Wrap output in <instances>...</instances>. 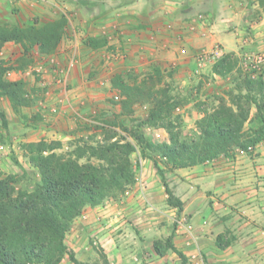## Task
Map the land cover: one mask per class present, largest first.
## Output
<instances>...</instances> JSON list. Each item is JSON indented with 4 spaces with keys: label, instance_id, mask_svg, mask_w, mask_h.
Here are the masks:
<instances>
[{
    "label": "crops",
    "instance_id": "1",
    "mask_svg": "<svg viewBox=\"0 0 264 264\" xmlns=\"http://www.w3.org/2000/svg\"><path fill=\"white\" fill-rule=\"evenodd\" d=\"M74 5L78 15L88 10L91 16L80 20L83 40L77 51L78 64L70 75L75 90L72 98H90L96 89L103 94L101 89L106 87L117 97L112 78L118 71L152 66H176L175 80L181 86L204 84L212 60L201 62L197 55L217 46L225 54L264 53V9L259 0L253 4L250 0H0V23L12 20L21 24L22 17L28 22L59 18L66 7ZM88 37H105L108 43L93 49L86 42ZM65 50L62 41L55 53L43 58L69 64L74 56ZM41 67L51 80V73H46L51 65L45 62ZM91 69L101 73L91 78ZM108 69L110 75H104ZM199 72L204 74L199 76ZM51 96L46 108L56 111V98ZM4 104L0 111L12 126L17 110L6 101ZM54 119L55 123L66 122L62 114ZM190 126L196 129V119ZM144 164L145 188L134 186L126 202L87 206L73 221L66 243L79 260L90 264H181L175 251L159 255L153 247L158 236L154 238L152 232L158 216L165 213L161 206L168 194L154 161L145 159ZM166 178L183 202L182 209H172L179 217L172 230L173 242L190 264H264V142L252 155H222L169 170ZM133 226L143 230L146 251L139 250L141 240ZM90 237L101 245L104 259L90 246ZM60 264L74 263L66 255Z\"/></svg>",
    "mask_w": 264,
    "mask_h": 264
},
{
    "label": "trees",
    "instance_id": "2",
    "mask_svg": "<svg viewBox=\"0 0 264 264\" xmlns=\"http://www.w3.org/2000/svg\"><path fill=\"white\" fill-rule=\"evenodd\" d=\"M259 4L264 9V0H259ZM67 24L66 16L42 24H0V52L9 42L23 47L20 64L7 66L0 60V96L8 98L15 110L32 106L35 96L30 95L25 81L8 79L7 72L25 69L34 61V49L42 55L55 53L64 39ZM86 42L97 49L106 46L108 40L88 37ZM234 59L233 53L225 54L215 63L214 72L230 74L237 63ZM164 78V70L158 66L140 82L130 83L122 74L114 75L112 86L119 94L111 102L121 108L116 117L132 116L138 104L149 107L148 117L138 121L134 129L124 127V134L117 131L115 121H103L100 128L112 133L105 134L102 140L96 139V135L81 137L70 152L62 151L60 140L41 139L23 145L41 178L32 190H26L17 188L13 175L4 177L0 173V264H60L66 255L74 264H90L79 260L69 249L67 233L87 206L117 197L135 182L132 154L136 151L154 161L166 187L169 205L182 209L183 202L170 188L161 162L170 170L192 167L237 150L248 152L264 142L262 75L236 77L235 87L218 97L216 106L200 109L202 115L192 136L182 130L183 118L175 113L182 101L173 95L168 84H163ZM253 107L256 113L251 115ZM0 116L7 126L6 115L0 112ZM35 119L42 117L37 114ZM145 123L165 128L169 141L158 142L148 137L141 129ZM173 238L174 232L166 239L165 246L155 241L156 252L163 255L168 250L175 251L181 264H189Z\"/></svg>",
    "mask_w": 264,
    "mask_h": 264
},
{
    "label": "rangeland",
    "instance_id": "3",
    "mask_svg": "<svg viewBox=\"0 0 264 264\" xmlns=\"http://www.w3.org/2000/svg\"><path fill=\"white\" fill-rule=\"evenodd\" d=\"M250 1L252 4L255 2V0ZM65 10L66 12H62V16L67 17L68 24L66 27L63 43L66 47L65 52H67L70 56H74L73 61H70L68 64V62L62 59L60 61L59 59L57 61L56 58L54 61L50 59L44 60L45 58H43V55L40 54L37 49H34L32 52L34 61L32 63L26 65L25 69H11L6 74L8 79L25 81L30 95L35 96V102L32 106L23 107L12 115V126H5L0 116V173L4 177L13 175L16 178V186L20 189L32 190L41 178L39 169L30 163L29 158L25 154L23 149V145L25 143L31 140L38 141L41 139H46L49 141L60 140L63 142L64 146L62 151L70 152L75 148V145L80 142L81 137H92L96 135V139L102 140L105 134L108 135L109 133H112V131L107 132L100 128L104 123L103 121H108L109 123L115 121L118 125L116 128L117 131L122 132L124 127L128 129L136 128L138 121H142L148 117L149 107L139 104L135 105V112L132 116L121 115L116 117L115 114H119L121 108L120 105H114L111 102V99L115 98L116 96L109 90L108 87L101 89L103 94H98L100 90L96 89L93 95L87 99H82L80 96H75L76 98H72L75 90L72 84L69 82L70 75L72 70L78 64L77 51L80 49V45L82 44L83 40V35H81V31L79 29L80 20L83 16H91V14L88 10H86V12L83 11L80 13L81 15H78V13H75V5L74 8L69 9L66 7ZM258 17L259 16H257V18ZM21 20V24H19V21L15 23L12 20L7 23L2 22L0 24L9 26L32 23L42 24L50 19L47 20L46 18H43L42 20L41 18H37L28 22L22 17ZM233 54L235 58L234 60H236L237 63L230 74L224 76L214 72L213 67L219 59L212 60L208 63L206 74H204V72H199V76L204 74L207 78V82L204 84L194 82L189 83L186 86H181V84L175 80V75L178 72L176 66L169 65L163 69L165 73L163 84H168L171 87L173 95H176L179 100L182 101V104L176 108L175 113L182 116L184 121L182 130L186 135H194V132L197 129V123L196 129L190 125L193 123V121H195V119L197 122V120L201 117L202 114L200 113V109L212 108L216 106L218 104V97L225 96L228 91L235 87L234 80L236 77L246 74H249L252 77L254 74H256V77L260 75L264 77V63L262 64L261 70L254 68L251 65L247 67L245 64L246 60L244 59L245 54ZM255 54L261 53L256 52ZM23 57V47L20 44L14 42L8 45L6 44V46L0 52V60L4 61L5 65L7 66H16L20 64L23 62ZM45 62L51 65L49 72H46L51 73V80L46 77L44 69L41 67V65ZM154 67L157 66L145 67L140 70H121L116 74H122L130 83L140 82L150 72H153ZM61 69L65 70V75L60 76ZM100 73L101 71L97 69H91L90 76L91 78H96ZM104 75H110L109 69L106 71V73H104ZM60 77L63 78L62 82L57 81V79ZM50 81L52 82L49 83ZM51 95L56 98L54 101V107L56 111L51 110V108H46V103H49L53 99ZM4 101H6L9 107H12L9 99H2L1 96L0 107L5 108ZM193 111H198V115L196 113H192ZM37 114L41 115L42 119L34 120V116ZM59 114H62L65 117L66 122L55 123L54 116ZM187 115L189 120L185 121V116ZM141 129L143 133L155 141L162 142L169 140L168 131L160 126H154L149 123H145ZM45 130L47 132H44ZM122 133L124 134V132ZM254 150L255 147L245 153L252 155L254 154ZM241 152L243 153L244 151L237 150L228 156L231 157L234 153ZM145 159L150 158L142 156L140 151H136L132 154L135 182L131 184L126 189V191L129 189L131 191L130 193H132L133 188L136 185H138L140 189L145 188L139 184L137 180L138 177L143 178ZM161 166L166 169V173L170 170L167 169L163 162H161ZM156 173L159 175L157 170ZM143 181L146 185L144 179ZM126 191L119 194L117 197H110L105 201L126 202L128 196L130 195L126 194ZM147 204L148 202H146V205ZM161 207L165 213L161 214V216H158L157 220H159V222L156 223L158 227L154 224L156 227L153 229L154 232H152V234L154 233V238L158 236V238L154 239V242L160 241L161 246H165V241L173 233V227L177 225V219L179 217L172 211V209L175 207L169 205L168 198L167 200L163 201ZM132 220L133 219H129L131 222ZM133 228L141 240L142 248L139 250L146 251L145 243L143 242L145 239L142 232L143 230L139 229V226H133ZM151 228H148V230L152 231ZM89 241L90 246L94 247V250L101 256L102 259H104L101 245L95 242L92 237H90Z\"/></svg>",
    "mask_w": 264,
    "mask_h": 264
},
{
    "label": "built area",
    "instance_id": "4",
    "mask_svg": "<svg viewBox=\"0 0 264 264\" xmlns=\"http://www.w3.org/2000/svg\"><path fill=\"white\" fill-rule=\"evenodd\" d=\"M225 55V53L222 51L221 47L217 46L215 47L213 50L211 51H202L200 52L197 57L198 59L202 62L205 60H216V59H220ZM244 59L246 60L245 64L246 66H252L254 68H258L259 70H261L262 68V64L264 63V53L261 54H248L244 56ZM65 70L61 69L60 70V76L65 75ZM253 77H256V74L253 75ZM58 82H62L63 78H58L57 79ZM138 183L141 184L143 187H145L143 178H137ZM130 190L128 189L126 191V194H130ZM189 227V226H188ZM138 260V258H136Z\"/></svg>",
    "mask_w": 264,
    "mask_h": 264
}]
</instances>
